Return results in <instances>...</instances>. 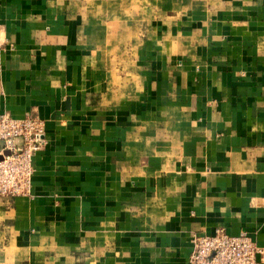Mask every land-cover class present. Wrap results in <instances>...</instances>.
Returning a JSON list of instances; mask_svg holds the SVG:
<instances>
[{
    "label": "crops",
    "instance_id": "1",
    "mask_svg": "<svg viewBox=\"0 0 264 264\" xmlns=\"http://www.w3.org/2000/svg\"><path fill=\"white\" fill-rule=\"evenodd\" d=\"M44 122L0 264H264V0H0V115Z\"/></svg>",
    "mask_w": 264,
    "mask_h": 264
},
{
    "label": "built area",
    "instance_id": "2",
    "mask_svg": "<svg viewBox=\"0 0 264 264\" xmlns=\"http://www.w3.org/2000/svg\"><path fill=\"white\" fill-rule=\"evenodd\" d=\"M44 122L25 115H0V198L28 197L34 173L33 158L42 148ZM185 264H262V251L245 232L229 234L223 227L211 235L194 234Z\"/></svg>",
    "mask_w": 264,
    "mask_h": 264
}]
</instances>
